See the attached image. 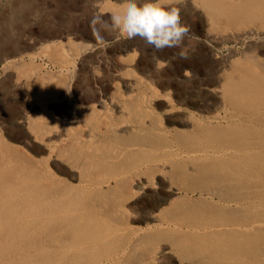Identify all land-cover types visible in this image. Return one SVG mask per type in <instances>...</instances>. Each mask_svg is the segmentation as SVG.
I'll use <instances>...</instances> for the list:
<instances>
[{
    "label": "bare ground",
    "instance_id": "1",
    "mask_svg": "<svg viewBox=\"0 0 264 264\" xmlns=\"http://www.w3.org/2000/svg\"><path fill=\"white\" fill-rule=\"evenodd\" d=\"M163 2L179 9L197 31L193 43L222 68L235 54L215 52L211 28L264 20V0ZM82 47L109 66L104 44ZM86 60L55 96L68 117L18 122L34 132L31 143L68 135L69 145L51 147L50 159L59 149L51 164L0 144V264H264V58L237 59L201 86L189 85L187 63L165 72V62L151 70L157 88L136 89L117 73L124 90L82 94L75 88ZM73 118L81 127L70 132Z\"/></svg>",
    "mask_w": 264,
    "mask_h": 264
},
{
    "label": "rangeland",
    "instance_id": "2",
    "mask_svg": "<svg viewBox=\"0 0 264 264\" xmlns=\"http://www.w3.org/2000/svg\"><path fill=\"white\" fill-rule=\"evenodd\" d=\"M126 7L127 0H0V144L5 140L30 156L42 160L50 159L51 147L60 145L63 148L71 143L68 135H63L62 138L46 135L38 142L31 143L34 132L30 129H21L18 122L26 115L31 117L32 121L40 118L65 117L62 115L63 103L56 101L55 96L70 84L82 57H87V68L80 78L78 76L79 85L75 88L82 94L105 87L115 91L124 90L123 80L115 77L117 73L136 89L157 88L160 84L159 79L152 76L151 70L165 62H168L163 66L165 72L170 70L176 72L179 64L187 63L188 66L183 72L195 74L189 85L201 86L203 81L213 80L219 72H230V63L237 59L242 60L245 56L264 58V48L260 47L264 44V20H255L250 23L225 24L211 28L212 32L219 35L217 44L212 47L215 52L220 53V56H230L232 51L235 54L233 59L229 57L223 68L206 54L202 45L193 43L197 31L191 25L189 28L192 38L185 41L188 59L179 57V49L166 48L155 52L139 37L128 39L103 32L102 44L106 52L102 58L110 63L106 66L96 60L92 53L83 52L85 50L82 46L97 42L90 21L94 16L109 20L114 13H123ZM187 15L190 16V12L185 10L184 16ZM181 23L186 24L182 18ZM196 24L200 25V19H197ZM253 49L254 51H251ZM169 76L174 77L173 74ZM168 89L167 93L172 90ZM166 94L162 99L165 102L171 101V95ZM71 97L76 100L73 94ZM217 100L222 107L217 106L216 109L225 114L227 107L222 104L221 97ZM35 102L38 106L32 109L31 105ZM80 104L91 106L92 103L83 101ZM178 107L186 108L180 104ZM113 111L111 106L105 108L102 111V120ZM79 127H81L79 119L73 118L69 131L78 130ZM85 127L83 124V128ZM37 146L43 147L45 153H37ZM58 150L52 154L50 164ZM58 158L68 169L78 170V166L72 160L59 156ZM61 175L71 180L68 175ZM161 249L159 255H168L161 252Z\"/></svg>",
    "mask_w": 264,
    "mask_h": 264
},
{
    "label": "clouds",
    "instance_id": "3",
    "mask_svg": "<svg viewBox=\"0 0 264 264\" xmlns=\"http://www.w3.org/2000/svg\"><path fill=\"white\" fill-rule=\"evenodd\" d=\"M90 27L98 43H104L103 32L128 39L139 37L155 52L175 48L180 58L188 59L185 41L192 38L190 28L181 23L179 9L166 6L163 0H127L123 13H114L109 20L94 16Z\"/></svg>",
    "mask_w": 264,
    "mask_h": 264
}]
</instances>
